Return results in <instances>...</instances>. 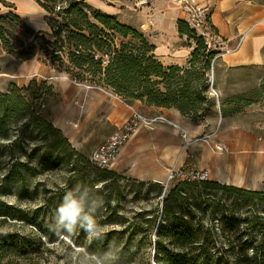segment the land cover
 Returning <instances> with one entry per match:
<instances>
[{
	"label": "trees",
	"instance_id": "obj_1",
	"mask_svg": "<svg viewBox=\"0 0 264 264\" xmlns=\"http://www.w3.org/2000/svg\"><path fill=\"white\" fill-rule=\"evenodd\" d=\"M0 3L5 6L3 0ZM37 3L49 31H34L17 14L0 7V46L5 53L20 60L36 58L77 83L110 91L129 106L173 108L192 122L205 119L216 104L209 95L206 72L218 52L207 49L203 37L184 20H177V32L191 38L195 47L186 65L164 66L153 54L155 46L140 32L85 0ZM45 85V80L31 78L26 85L10 84L0 92V196L11 193L32 200L38 190L37 185L29 187L34 174H52L67 163L71 168L60 189L44 190V202L31 214L0 200V220L34 225L43 233L44 244L53 243L58 239L56 210L64 194L79 184L91 190L99 204L100 223L109 228L85 245L87 233L78 227L76 243L90 254L111 252L114 258L106 264L133 261L141 245L137 234L152 245L154 264H264V191L182 180L150 210L127 216L121 200L128 192L132 199L150 195L157 199L163 185L91 164L43 115L39 101L48 93ZM251 103L240 94L219 100L220 116H231ZM16 239L0 234V264L31 253L30 243ZM36 243L43 244L39 239Z\"/></svg>",
	"mask_w": 264,
	"mask_h": 264
},
{
	"label": "crops",
	"instance_id": "obj_2",
	"mask_svg": "<svg viewBox=\"0 0 264 264\" xmlns=\"http://www.w3.org/2000/svg\"><path fill=\"white\" fill-rule=\"evenodd\" d=\"M6 1L15 3L14 0ZM192 3L205 8L210 25L224 42V49L218 50L221 65L227 69L264 67V0H192ZM22 19L34 31L50 30L43 18ZM153 45V54L164 66L187 64L189 49L174 44ZM225 49L229 51L224 52ZM45 73L46 66L37 59H17L0 46V92L6 91L10 84L23 86L29 78ZM75 85L61 80L60 93L63 103H68L78 92V101H83L86 108L80 125L97 119L99 114L101 121L115 128L136 109L112 96H108V100L100 91L84 92ZM147 110V118L161 117L170 124L159 121L148 126L140 125L108 170L129 179L162 184L164 178L161 174H166L168 167H183L205 170L208 181L221 185L264 191V131L260 134L251 130L237 131L238 139L217 140L215 135L204 131V125H197L176 109L147 107ZM213 110L220 114L218 102L213 105ZM261 126L264 127V123ZM180 131L190 140L188 146H183ZM68 137L77 151L90 155L97 147L86 148L75 141L73 143L75 136ZM215 145L226 147L227 152L216 151Z\"/></svg>",
	"mask_w": 264,
	"mask_h": 264
},
{
	"label": "rangeland",
	"instance_id": "obj_3",
	"mask_svg": "<svg viewBox=\"0 0 264 264\" xmlns=\"http://www.w3.org/2000/svg\"><path fill=\"white\" fill-rule=\"evenodd\" d=\"M3 1L5 2V6L0 3L2 11H12L20 18H43L45 20V12L38 5L37 0H14L15 3ZM85 2L93 8L115 15L119 22L135 28L152 44H174L176 47L181 46L182 48L189 49V52L195 47V42L185 35H180L177 32L176 26L177 20L187 22L185 5L193 4L192 0H85ZM26 23L29 24L28 22ZM196 33L199 34L198 31ZM206 74L213 83L212 90L216 93V96L211 93L210 87L209 95L215 103L219 100H232L239 94L243 95L247 100H252L253 103L241 108L240 112L227 116L224 120H221L223 118H220V114L210 109L206 112L207 117L205 119L195 121L194 123L204 125V131L215 135V139L217 140L232 141L238 139L239 135L237 131L239 133L251 130L259 134L264 131V127L261 126L264 123V67L227 69L220 64L219 58L215 57L211 60ZM31 78H36L37 81L45 80V88L47 87L48 93L44 94L39 101L42 105V113L54 126L62 131L68 141V136H75L73 143L75 141L86 148H90L91 146L93 148L103 143L115 131V128L111 127L110 124L101 121L99 114L97 115V119L88 121L85 125H80L86 110L85 105L80 107V104L84 102L78 101L80 96L76 92V97H71L68 103H63L60 84L61 80H67L75 83V86L84 92L92 90L100 91L107 96L108 100L110 96L114 99H119L110 91L85 83H77L65 74L50 69L48 66H46V73L44 75ZM134 107L143 116H148L147 107L141 106L138 103ZM78 152L86 157L89 155L82 150H78ZM70 168L71 165L67 163L66 165L57 167L52 174H34L30 179L29 187L33 188L37 185L38 190L36 197L32 200H20L11 193L0 196V200L8 205L15 206L24 213L31 214L44 202V198L47 196L44 190L50 189L51 191H56L62 187ZM2 175L3 171L0 169V178ZM161 176L165 179L166 174H161ZM148 197L132 199V194L128 192L125 199L121 200L124 208L123 211L127 216H131L134 212L142 209L144 211L150 210L157 202L160 203L158 198H153L151 195ZM38 214L42 215L40 212ZM95 217L100 225V231L109 228L100 223L102 218L97 211L95 212ZM0 234H9L18 240H25L31 244L30 254L26 256H11L7 264H82V262L83 264H94V260L89 257L105 258L106 262H108L110 259H107L106 254L111 257L113 256L109 251L101 256L97 253H87L84 247L76 243L79 236L78 229L72 233L58 231V239L56 241L44 244L46 239L43 233L34 225H23L20 221L7 219L5 221L0 220ZM93 238V236L86 234L85 238H83L84 244H89ZM17 239L15 241H18ZM38 239L43 244L38 245L36 243ZM135 239L141 240L140 251L135 254L133 261L129 264H153V247L148 244V238L137 234ZM149 239L152 241L154 234H151ZM15 241L12 240L11 242ZM18 248L22 250L25 247L22 248L18 244ZM6 261V259L2 260L3 263Z\"/></svg>",
	"mask_w": 264,
	"mask_h": 264
},
{
	"label": "built area",
	"instance_id": "obj_4",
	"mask_svg": "<svg viewBox=\"0 0 264 264\" xmlns=\"http://www.w3.org/2000/svg\"><path fill=\"white\" fill-rule=\"evenodd\" d=\"M185 13L187 18L186 21L203 37L207 49H212L217 52L218 50L224 49V42L218 38L209 20H207L208 17L205 8L194 4H186ZM228 51V49L224 50V52ZM215 57H218V53ZM212 84V80L209 79L211 93L216 96V93L212 90ZM80 107H83L82 103ZM159 121L170 124V122L164 118H147L138 111L133 110L119 126H115V131L90 153L88 156L89 162L99 168L112 167L117 161L122 148L136 133L140 125L148 126ZM180 135L183 138V146H188L190 140H187L186 134L180 131ZM214 149L221 153L227 152V148L222 145H215ZM165 172L166 176L162 183L163 192L158 197L160 201H162L164 193L176 182L182 180H207L208 177V173L205 170L185 169L183 167H168Z\"/></svg>",
	"mask_w": 264,
	"mask_h": 264
},
{
	"label": "clouds",
	"instance_id": "obj_5",
	"mask_svg": "<svg viewBox=\"0 0 264 264\" xmlns=\"http://www.w3.org/2000/svg\"><path fill=\"white\" fill-rule=\"evenodd\" d=\"M98 207V202L92 198L91 190L87 186L79 184L74 186L64 194L56 210L54 230L72 233L79 227L89 236L98 238L101 235L100 225L95 217ZM106 257L114 258L108 254ZM89 258L94 260V264H106L105 258L95 256Z\"/></svg>",
	"mask_w": 264,
	"mask_h": 264
},
{
	"label": "water",
	"instance_id": "obj_6",
	"mask_svg": "<svg viewBox=\"0 0 264 264\" xmlns=\"http://www.w3.org/2000/svg\"><path fill=\"white\" fill-rule=\"evenodd\" d=\"M152 253H154V250H153V252Z\"/></svg>",
	"mask_w": 264,
	"mask_h": 264
}]
</instances>
